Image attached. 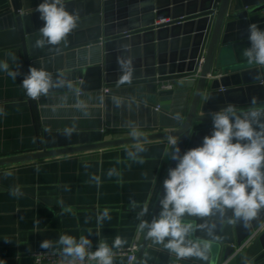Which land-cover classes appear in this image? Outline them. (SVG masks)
Listing matches in <instances>:
<instances>
[{
	"label": "water",
	"instance_id": "95a60500",
	"mask_svg": "<svg viewBox=\"0 0 264 264\" xmlns=\"http://www.w3.org/2000/svg\"><path fill=\"white\" fill-rule=\"evenodd\" d=\"M66 8L78 15L77 27L58 45L34 47L43 26L39 13L22 10L19 0L0 13V36L21 48L28 73L30 66L43 67L54 87L41 101L34 100L38 124L45 128L46 148L37 156L93 150L118 144L153 139L158 135L108 139L104 129L53 130L48 112L40 108L51 94L100 93L105 86L150 83L148 90L157 94L162 109V125L179 138L181 152L194 128L212 125L210 112L227 104L246 110L253 97L258 106L264 103V68L249 62L243 55L250 47L249 14L263 10L264 0H67ZM171 21L156 24L157 20ZM118 57L131 59L130 82L120 83L123 74ZM199 71V75L195 74ZM176 82L177 88L165 89L162 83ZM72 87L68 88L67 84ZM153 83V84H151ZM161 84V85H159ZM110 90L107 96L113 94ZM62 98V97H61ZM172 98L175 99L171 106ZM156 101V100H154ZM30 156L1 158L0 165ZM170 160L169 168L176 166ZM163 181L147 220L160 211ZM232 216L218 213L206 218L186 217L193 225L192 238L208 245L207 261L195 257L180 264H264V231L248 246L243 242L264 220V210L248 225L229 223ZM207 224L208 227H200ZM175 257L155 245L142 233L133 264H173ZM194 261V262H192Z\"/></svg>",
	"mask_w": 264,
	"mask_h": 264
},
{
	"label": "crops",
	"instance_id": "0c3cea01",
	"mask_svg": "<svg viewBox=\"0 0 264 264\" xmlns=\"http://www.w3.org/2000/svg\"><path fill=\"white\" fill-rule=\"evenodd\" d=\"M19 2L22 10L30 11L37 9L42 0ZM10 8L11 0H0V13ZM249 20L264 30L262 10L249 14ZM0 62L20 73L13 80L0 70V159L30 156L0 165V264H34V252L58 250L42 249L43 240L55 243L65 234L77 239L88 236L95 248L98 241L111 246L117 236L126 240L121 248L139 242L142 232L138 230L137 213L147 204L148 214L143 219H148L171 160L167 138L172 136V129L161 123L163 111L161 107L156 109L160 101L148 90L150 83L105 86L114 92L109 96L103 93L104 88L102 94L72 91L62 98L51 94L47 102L40 104L48 112L54 131L100 127L106 138L113 139L130 136L135 127L142 136L158 135L139 141L146 151L136 159L127 152L134 151L137 142L34 157L52 150L46 148L49 137L38 124L34 103L43 97H27L21 86L27 74L21 48L9 44L6 36H0ZM174 101L172 98L171 106ZM211 131L212 125L194 128L183 152L200 146ZM17 188L20 194L13 195ZM105 209L111 219L98 224L96 217ZM113 264H128V258L115 254Z\"/></svg>",
	"mask_w": 264,
	"mask_h": 264
},
{
	"label": "clouds",
	"instance_id": "9594fccd",
	"mask_svg": "<svg viewBox=\"0 0 264 264\" xmlns=\"http://www.w3.org/2000/svg\"><path fill=\"white\" fill-rule=\"evenodd\" d=\"M36 11L44 22L38 29L39 38L34 41L36 48L60 44L77 27L79 17L67 10L65 0H42ZM248 32L250 47L244 49L242 55L264 68V30L252 23ZM12 58L16 59L15 56ZM117 63L123 73L119 82H130L133 72L131 59L118 57ZM0 70L7 72L13 80L20 75L19 71H10L6 62H0ZM21 86L29 99H39L47 96L52 88L65 86V81H54L52 74L43 67L30 66ZM67 87L72 85L69 83ZM116 103L119 106V101ZM209 116L212 131L203 137L200 146L182 153L179 138H167L171 146L169 159L177 163L174 168H169L163 181L160 211L150 221L143 219L148 214L147 204L137 213L140 221L138 230L174 256L173 264L193 257L202 261L208 259V245L192 238L193 225L185 222L186 217L206 218L216 213L223 217L230 210L229 223L243 221L248 225L264 210V103L258 106L257 98L253 97L246 110H239L229 103L210 112ZM73 131V128H66L65 135L70 137ZM129 135L138 141L143 134L132 127ZM134 149L127 152L132 159L146 151L139 141ZM113 171L109 172L110 176ZM12 194L19 195V189L13 190ZM131 204L133 208L137 207L135 201ZM96 219L100 224L111 217L105 209L98 213ZM125 243L126 240L117 236L111 246L98 241L96 250L92 251V241L88 236L82 235L77 239L65 234L59 236L55 243L43 240L40 247L58 249L60 264H85L89 260L96 264H113V249H119Z\"/></svg>",
	"mask_w": 264,
	"mask_h": 264
},
{
	"label": "built area",
	"instance_id": "2783aa9c",
	"mask_svg": "<svg viewBox=\"0 0 264 264\" xmlns=\"http://www.w3.org/2000/svg\"><path fill=\"white\" fill-rule=\"evenodd\" d=\"M264 14V9L262 10ZM171 21L170 18L162 19L159 22H156V24L159 23H165ZM199 75V71L195 74V76ZM176 86V82L174 81H168L162 83V87L165 89H174ZM110 89L109 88H104L103 93L109 94ZM79 93H82L79 91ZM157 110L160 109V106L156 107ZM264 231V220L261 222V224L254 229L252 234L243 242L241 248H246L248 247L254 240L255 238L262 232ZM139 242L136 241L134 242L131 246L126 247V248H119L118 250L113 251L114 255L115 254H124L128 258V264H133L134 259L136 257V251L138 249ZM96 248L92 246V251H95ZM33 256L35 257V262L34 264H60L61 262V257L59 255V250H49V251H37L33 253ZM85 264H96L95 261H86Z\"/></svg>",
	"mask_w": 264,
	"mask_h": 264
}]
</instances>
